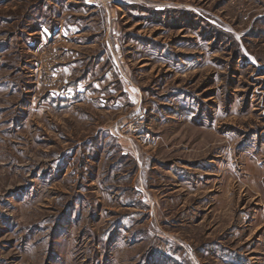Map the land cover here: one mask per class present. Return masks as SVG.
Here are the masks:
<instances>
[{"label":"rangeland","instance_id":"obj_1","mask_svg":"<svg viewBox=\"0 0 264 264\" xmlns=\"http://www.w3.org/2000/svg\"><path fill=\"white\" fill-rule=\"evenodd\" d=\"M264 264V0H0V264Z\"/></svg>","mask_w":264,"mask_h":264},{"label":"crops","instance_id":"obj_2","mask_svg":"<svg viewBox=\"0 0 264 264\" xmlns=\"http://www.w3.org/2000/svg\"><path fill=\"white\" fill-rule=\"evenodd\" d=\"M224 252V257L226 258L227 262H230L231 264H244V258L242 256H233L232 253L227 250H225Z\"/></svg>","mask_w":264,"mask_h":264}]
</instances>
